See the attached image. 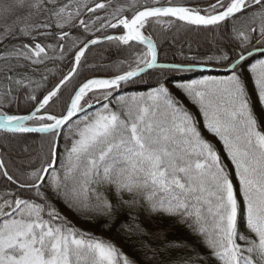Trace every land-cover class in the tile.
<instances>
[{
    "label": "snow or ice",
    "instance_id": "obj_1",
    "mask_svg": "<svg viewBox=\"0 0 264 264\" xmlns=\"http://www.w3.org/2000/svg\"><path fill=\"white\" fill-rule=\"evenodd\" d=\"M111 3L112 0H32L28 7L33 11L24 23L0 30V43L7 41L0 54L4 62L0 71L18 87L25 86L28 77L16 79L8 73L28 66L21 60L38 65L49 59L48 50L53 46L43 44L39 37L55 38L56 47L63 52L62 42L69 37L66 28L92 34L96 21H101L96 31L123 30L120 35H105L104 39L122 45L134 41L146 49L136 54V66L123 74L80 84L60 115L42 113L76 72L89 46L100 43L99 38L81 41L83 46L74 53L71 71L37 101L34 111L29 115L0 111V129L53 137L48 157L40 167L22 174L23 179L7 171L0 173L17 188L16 192L0 194V264H134L110 242L79 231L61 217L54 200L62 201L78 215L108 220L117 209L135 206L142 200L151 213L179 218L203 237L210 256L220 264H264V120L258 121L254 115L247 78L237 71L253 56L256 45L264 54V0H213L203 11L170 2L165 5L161 0H151V4L131 0L127 6L112 7L105 17L97 14ZM16 4L24 7L26 0H16ZM129 9L135 11L125 15ZM89 13L95 20L83 18ZM164 18L198 28L219 27L222 23L226 26L229 21L235 25L242 19L255 25L243 30L233 26L240 40L239 50L231 58L227 54L216 58V63L227 62L224 66L231 75L177 85L199 106L204 128L219 139L235 168L246 234L239 230L240 204L228 166L216 147L204 138L197 120L172 97L164 83L159 82L146 96L117 97L119 111L109 108L113 93L122 84L135 83L134 78L148 69L167 70L165 74L193 69L158 64L157 45L144 30L151 22L161 24ZM249 71L259 102L264 104V60L252 64ZM5 95H11V91L0 93V98ZM93 97H102L109 103L103 105V111L85 117L70 130L71 146L65 149L62 171L57 170L55 137L85 105L92 107ZM28 121H38L40 127H26ZM4 168L0 163V169ZM125 194L130 199H125ZM110 196L115 198V204ZM128 230L145 234L139 225L128 226ZM157 235L162 239L163 234ZM169 247L179 245H164L158 251L166 252ZM160 264L169 262L161 260Z\"/></svg>",
    "mask_w": 264,
    "mask_h": 264
},
{
    "label": "trees",
    "instance_id": "obj_2",
    "mask_svg": "<svg viewBox=\"0 0 264 264\" xmlns=\"http://www.w3.org/2000/svg\"><path fill=\"white\" fill-rule=\"evenodd\" d=\"M67 2V0H65ZM105 2V0H90V3ZM131 0H112L111 6L102 10L98 15L105 17L107 12L116 5L127 6ZM138 4H143L145 0H137ZM151 4V0H147ZM161 3L168 4L166 0ZM135 9H129L125 15L130 16ZM85 20H95L92 14L83 15ZM101 21H96L92 27V34L84 33L83 29L66 28L69 37L62 43L65 44V50L56 47L57 40L51 36L48 38L39 37L43 44H51L53 49L48 50L49 59L38 65H30L29 62L21 60L20 63L28 65L27 67L14 68L8 75L21 79L25 76V86H16L10 84L5 79V72L0 71V93L11 91V95H5L0 98V111L8 114L25 115L31 112L52 88L72 69V57L74 52L82 46L81 41L92 38L104 37L109 32L107 28L96 31ZM233 26L238 30H243L251 25L250 21L238 20L235 25L232 21L227 22L226 26L222 23L219 27L196 28L188 26L169 18H164L161 24L151 22L144 30L145 35H150L158 49V62L160 64H178L185 67H204L215 70L228 69L224 65L227 62L216 63V58L227 54L230 58L235 51L239 50L240 40L233 33ZM121 30L115 31L120 33ZM253 35H258L253 33ZM0 43V54L3 52L4 44ZM255 44V40L252 41ZM256 45V49H259ZM141 46L129 43L121 45L114 41H105L88 48L82 57L76 73L68 81L57 96L52 99L43 113L60 115L61 111L66 109L69 99L75 89L85 80L92 77H111L122 74L125 71L134 68L136 54L144 51ZM259 60H264V54L258 52L249 57L242 68H238V73L245 74L247 78V91L250 98V106L254 115L259 120H264V104L258 99V92L251 79L249 71L252 64ZM13 65L16 61H11ZM0 69H4V62L0 61ZM167 70L153 69L142 77L135 80V83H128L109 98L111 101H105L102 97L97 100L93 97L90 103H99L98 106L77 119L70 122L61 132L57 144V161L55 167L61 170V161L66 155L65 149L71 146V129L85 117H90L97 111H103V105L109 103L112 111H119L117 97L125 96H146L159 86V82L165 84L172 97L179 101L180 105L190 112L197 120V127L200 129L204 138L210 141L221 155L222 162L228 166L230 178L233 181L237 199L240 204L239 220L240 231L247 232L243 223V198L239 195V182L235 177V168L231 161L227 159V153L223 151V145L218 138L208 133L204 128V119L200 114L199 106L177 87L179 84L190 83L200 79H225L232 73L221 72H201L196 70L182 72H167ZM36 99H32V97ZM89 96H92L90 93ZM88 99V97H86ZM32 124H40L33 121ZM261 131H264V124H261ZM53 143V137L46 135H13L0 132V159L5 165L4 170L17 179H23L22 174H26L35 168L40 167L41 163L48 157L50 147ZM33 154L26 158V154ZM62 171V170H61ZM0 169V173H2ZM16 192L17 188L5 177L0 175V194L4 192ZM125 199L130 197L125 194ZM115 204V198L110 196ZM39 202V201H37ZM53 203L60 216L71 222L75 228L81 232L90 233L92 237L99 238L105 242H110L122 253L127 255L134 264H160L161 260H166L169 264L178 262V264H220L219 261L211 257L206 248L203 237L194 233L187 224L179 222V218L161 216L151 213L148 205L142 200L135 206H124L123 209H117L111 220L98 217L89 219L78 215L71 210L65 203L54 200ZM47 219V217H45ZM139 225L145 234L129 232L128 226ZM157 234H163L162 239ZM145 245L147 247H145ZM164 245H179V247H169L166 252L158 251Z\"/></svg>",
    "mask_w": 264,
    "mask_h": 264
},
{
    "label": "rangeland",
    "instance_id": "obj_3",
    "mask_svg": "<svg viewBox=\"0 0 264 264\" xmlns=\"http://www.w3.org/2000/svg\"><path fill=\"white\" fill-rule=\"evenodd\" d=\"M173 1V0H171ZM179 2H184L183 0H176ZM32 0H26V4L24 7H18L16 4V0H0V30H3L6 26H16L24 23L29 14L33 11L28 4H30ZM208 6V3L204 5H192L190 8L198 9L203 11ZM42 19V17H41ZM32 154H26V158L30 157Z\"/></svg>",
    "mask_w": 264,
    "mask_h": 264
},
{
    "label": "water",
    "instance_id": "obj_4",
    "mask_svg": "<svg viewBox=\"0 0 264 264\" xmlns=\"http://www.w3.org/2000/svg\"><path fill=\"white\" fill-rule=\"evenodd\" d=\"M170 19H172V18H170ZM172 20H174V19H172ZM176 21V20H175ZM178 22H180V21H178ZM180 23H182V24H184L183 22H180ZM186 25V24H185ZM192 27H196V26H192ZM198 28V27H197ZM202 28V27H201ZM210 28V27H209ZM109 30H116V29H112V28H109ZM104 41H107L106 39H104V38H102V39H100V43H102V42H104ZM129 43H134V44H137V45H139L137 42H134V41H132V42H129ZM99 44V43H98ZM92 46H94V45H90L89 46V48L90 47H92ZM139 46H141V47H143L142 45H139ZM144 48V47H143ZM255 52V51H254ZM157 62H158V49H157ZM159 64V63H158ZM73 66H74V57H73ZM77 67L78 66H76V70H77ZM196 69H199V68H196ZM151 70H153V69H148V70H146L145 72H143V73H141L140 74V76H138V77H136V78H134V80L135 79H137V78H139V77H141V76H143L144 74H146V73H148L149 71H151ZM209 72H212V71H215V70H212V69H207ZM228 71H230V70H225V71H219V72H222V73H226V72H228ZM75 74V73H74ZM74 74L72 75V77L74 76ZM68 75V74H67ZM71 77V78H72ZM93 78H105V77H93ZM93 78H90V79H93ZM110 78V77H109ZM68 82V81H67ZM66 82V83H67ZM84 82H86V81H84ZM65 83V84H66ZM58 84V83H57ZM64 84V85H65ZM82 84V83H81ZM128 84V83H127ZM64 85H62L61 86V88L64 86ZM124 85H126V84H122V86H124ZM80 86V85H79ZM78 86V87H79ZM78 87L76 88V90H78ZM75 90V91H76ZM75 91L73 92V94L71 95V97L72 96H74V94H75ZM47 95V94H46ZM54 98V97H53ZM52 98V99H53ZM43 99V98H42ZM41 99V100H42ZM51 102V101H50ZM49 102V103H50ZM70 102H71V99L69 100V103H68V105L70 104ZM96 106V104H93L92 105V107L91 108H93V107H95ZM91 108H89V107H84V109L82 110V111H80V112H78L73 118H72V120H74L75 118H77L78 116H80L81 114H83L84 112H86V111H88L89 109H91ZM32 111H34V109L32 110ZM31 111V112H32ZM43 111V110H42ZM30 112V113H31ZM30 113H28V114H26V115H29ZM71 120V121H72ZM29 122H31V121H28V122H25V126L26 127H37V126H30V125H28L29 124ZM38 127H40V126H38ZM65 127V126H64ZM63 127V128H64ZM0 132L1 133H5V134H13V135H46V133H40V132H29V133H18V132H9V131H6V130H3V129H0ZM60 136V135H59ZM59 136H57V137H55V146H56V148H57V143H58V138H59ZM0 163H2L1 162V159H0ZM2 171H5L4 169H2Z\"/></svg>",
    "mask_w": 264,
    "mask_h": 264
},
{
    "label": "flooded vegetation",
    "instance_id": "obj_5",
    "mask_svg": "<svg viewBox=\"0 0 264 264\" xmlns=\"http://www.w3.org/2000/svg\"><path fill=\"white\" fill-rule=\"evenodd\" d=\"M184 2H183V4L185 5V6H192V5H196V4H198V5H204L205 3L207 4H209L210 2H213V0H183Z\"/></svg>",
    "mask_w": 264,
    "mask_h": 264
}]
</instances>
